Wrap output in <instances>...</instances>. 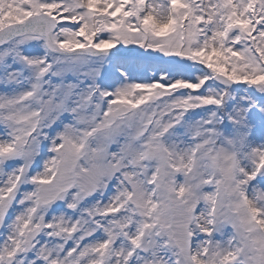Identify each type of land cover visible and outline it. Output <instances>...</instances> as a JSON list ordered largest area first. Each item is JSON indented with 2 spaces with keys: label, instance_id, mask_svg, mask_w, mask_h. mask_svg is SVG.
I'll list each match as a JSON object with an SVG mask.
<instances>
[{
  "label": "snow or ice",
  "instance_id": "snow-or-ice-1",
  "mask_svg": "<svg viewBox=\"0 0 264 264\" xmlns=\"http://www.w3.org/2000/svg\"><path fill=\"white\" fill-rule=\"evenodd\" d=\"M0 264H264V0H0Z\"/></svg>",
  "mask_w": 264,
  "mask_h": 264
}]
</instances>
